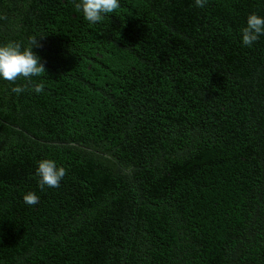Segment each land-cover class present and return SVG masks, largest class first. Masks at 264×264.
Masks as SVG:
<instances>
[{
    "label": "trees",
    "instance_id": "obj_1",
    "mask_svg": "<svg viewBox=\"0 0 264 264\" xmlns=\"http://www.w3.org/2000/svg\"><path fill=\"white\" fill-rule=\"evenodd\" d=\"M119 3L0 0V46L46 70L0 78V264H264V0Z\"/></svg>",
    "mask_w": 264,
    "mask_h": 264
},
{
    "label": "clouds",
    "instance_id": "obj_2",
    "mask_svg": "<svg viewBox=\"0 0 264 264\" xmlns=\"http://www.w3.org/2000/svg\"><path fill=\"white\" fill-rule=\"evenodd\" d=\"M208 0H194L197 7H204ZM74 8L81 12L85 21L89 24L101 22L108 14L114 13L120 8L119 0H74ZM264 35V18L255 13L249 14L246 27L241 29L242 44L251 46L258 38ZM34 47H40L37 37H30L28 45L22 48L20 42L9 41L0 46V78L10 83H15L23 77L30 81L33 77L45 76V67L40 62V58L32 51ZM44 89L43 83H35L33 91L40 93ZM13 93L20 94L25 91V87L17 85L11 89ZM66 170L57 167L53 160H41L37 163L36 175L39 179L41 190L45 186L58 188L60 181L65 177ZM27 205L38 203L39 197L34 192H29L23 197Z\"/></svg>",
    "mask_w": 264,
    "mask_h": 264
}]
</instances>
